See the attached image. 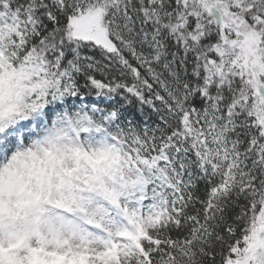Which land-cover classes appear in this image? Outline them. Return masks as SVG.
Segmentation results:
<instances>
[{
    "label": "snow or ice",
    "instance_id": "snow-or-ice-1",
    "mask_svg": "<svg viewBox=\"0 0 264 264\" xmlns=\"http://www.w3.org/2000/svg\"><path fill=\"white\" fill-rule=\"evenodd\" d=\"M0 264H264V0H0Z\"/></svg>",
    "mask_w": 264,
    "mask_h": 264
}]
</instances>
